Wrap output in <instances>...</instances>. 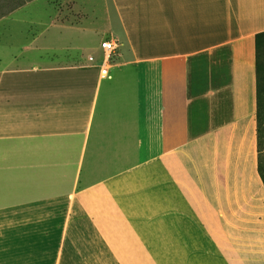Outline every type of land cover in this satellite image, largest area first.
Here are the masks:
<instances>
[{
  "label": "crops",
  "instance_id": "0c3cea01",
  "mask_svg": "<svg viewBox=\"0 0 264 264\" xmlns=\"http://www.w3.org/2000/svg\"><path fill=\"white\" fill-rule=\"evenodd\" d=\"M261 32L264 0L1 14L0 264H264Z\"/></svg>",
  "mask_w": 264,
  "mask_h": 264
},
{
  "label": "trees",
  "instance_id": "16d2710c",
  "mask_svg": "<svg viewBox=\"0 0 264 264\" xmlns=\"http://www.w3.org/2000/svg\"><path fill=\"white\" fill-rule=\"evenodd\" d=\"M255 65L257 76V144L259 152V172L264 182V32L255 37Z\"/></svg>",
  "mask_w": 264,
  "mask_h": 264
},
{
  "label": "built area",
  "instance_id": "2783aa9c",
  "mask_svg": "<svg viewBox=\"0 0 264 264\" xmlns=\"http://www.w3.org/2000/svg\"><path fill=\"white\" fill-rule=\"evenodd\" d=\"M100 48L102 51V60L100 64V73L103 77L108 76L110 68L112 67V60L114 54L119 48V43L116 39H105L101 41ZM89 61H93L94 58L89 56Z\"/></svg>",
  "mask_w": 264,
  "mask_h": 264
},
{
  "label": "rangeland",
  "instance_id": "374dc122",
  "mask_svg": "<svg viewBox=\"0 0 264 264\" xmlns=\"http://www.w3.org/2000/svg\"><path fill=\"white\" fill-rule=\"evenodd\" d=\"M2 0H0V2H1ZM25 0H7V2H4L3 4H7V5H2L1 7H0V15L1 14H4V13H7L11 8H13V7H16L17 5H19V4H21L22 2H24ZM98 1V0H97ZM69 12H67L66 14H65V17L67 18V19H69ZM106 37V36H105ZM261 163H262V166H263V168H264V156L262 157V161H261Z\"/></svg>",
  "mask_w": 264,
  "mask_h": 264
}]
</instances>
